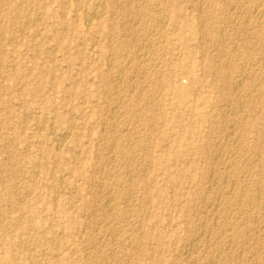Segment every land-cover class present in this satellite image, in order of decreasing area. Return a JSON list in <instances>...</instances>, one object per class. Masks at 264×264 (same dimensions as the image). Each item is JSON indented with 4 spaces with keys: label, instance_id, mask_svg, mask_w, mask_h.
I'll use <instances>...</instances> for the list:
<instances>
[{
    "label": "rangeland",
    "instance_id": "1",
    "mask_svg": "<svg viewBox=\"0 0 264 264\" xmlns=\"http://www.w3.org/2000/svg\"><path fill=\"white\" fill-rule=\"evenodd\" d=\"M165 1L0 0V264H264V0Z\"/></svg>",
    "mask_w": 264,
    "mask_h": 264
},
{
    "label": "bare ground",
    "instance_id": "2",
    "mask_svg": "<svg viewBox=\"0 0 264 264\" xmlns=\"http://www.w3.org/2000/svg\"><path fill=\"white\" fill-rule=\"evenodd\" d=\"M100 1V0H99ZM118 1V0H117ZM165 1V0H164ZM168 2V1H167ZM105 3V2H104ZM165 3H166V1H165ZM174 3V2H173ZM159 4V3H158ZM228 4V3H227ZM150 5V4H149ZM258 5V4H257ZM163 7V6H162ZM103 10H105V9H103ZM199 10V9H198ZM106 12V11H105ZM103 13V12H102ZM94 14H96V13H94ZM147 14H148V12H147ZM164 14V13H163ZM200 14V13H199ZM165 15V14H164ZM263 15V14H262ZM252 16V15H251ZM264 16V15H263ZM99 17V16H98ZM249 17H250V15H249ZM90 18V17H89ZM93 18V17H92ZM182 18V17H181ZM248 18V17H247ZM264 18V17H263ZM94 19V18H93ZM96 19H97V17H96ZM113 19V18H112ZM147 19V18H146ZM156 19V18H155ZM89 21V20H88ZM159 21V20H158ZM150 22V21H149ZM90 23V22H89ZM158 23V22H157ZM164 23V22H163ZM167 23V22H166ZM203 23V22H202ZM88 24V23H87ZM158 25V24H157ZM134 26V25H133ZM124 28V27H123ZM130 28V27H129ZM145 28V27H144ZM133 29V28H132ZM176 29V28H175ZM130 30V29H129ZM137 29H135V31H136ZM142 30V29H141ZM128 31V30H127ZM131 31V30H130ZM138 31V30H137ZM155 31V30H154ZM162 31V30H161ZM129 32V31H128ZM143 33V32H142ZM222 33V32H221ZM133 34H135V33H133ZM206 34V33H205ZM254 34V33H253ZM211 35V34H210ZM261 35V34H260ZM137 37V36H136ZM208 37H210V36H208ZM207 37V38H208ZM139 39V38H138ZM212 39V38H211ZM251 39V38H250ZM136 40V39H135ZM201 40V39H200ZM213 40V39H212ZM148 41V40H147ZM150 41V40H149ZM151 42V41H150ZM219 42V41H218ZM150 45V44H149ZM252 45V44H251ZM249 46H250V44H249ZM148 48V47H147ZM140 49V48H139ZM262 51H263V49H262ZM147 55V54H146ZM220 55V54H219ZM231 56V55H230ZM227 57V56H226ZM229 59H230V57H229ZM251 61V60H250ZM220 62V61H219ZM229 62V61H228ZM227 62V63H228ZM227 65V64H226ZM121 69V68H120ZM122 71V70H121ZM244 72V71H243ZM175 74V73H174ZM117 76V75H116ZM122 78V77H121ZM119 79V78H118ZM243 79V78H242ZM120 82V81H119ZM242 82V81H241ZM240 83V82H239ZM227 85V84H226ZM239 86V85H238ZM237 87V86H236ZM158 88V87H157ZM251 89V88H250ZM114 90V89H113ZM151 93V92H150ZM260 101V100H259ZM231 102V101H230ZM229 102V103H230ZM237 107V106H236ZM235 107V108H236ZM237 109V108H236ZM234 112V111H233ZM55 119V118H54ZM57 120V119H56ZM54 123V122H53ZM147 123V122H146ZM52 128V127H51ZM55 130H57V129H55ZM250 130V129H249ZM52 131H54V129L52 130ZM53 133V132H52ZM59 133V132H58ZM58 133H56L55 132V134H53L52 135V142L54 143V144H58V147L59 146H61L62 145V143H63V139H62V136H60V134H58ZM62 133V132H61ZM70 133V132H69ZM246 134V133H245ZM241 135V134H240ZM243 135V134H242ZM64 136H66V135H64ZM64 136H63V138H64ZM117 136V135H116ZM185 136V135H184ZM238 136V135H237ZM66 139V138H65ZM138 142V141H137ZM113 143V142H112ZM256 143V142H255ZM114 144V143H113ZM223 145V144H222ZM112 146V145H111ZM114 146V145H113ZM57 147V148H58ZM56 148V149H57ZM116 151V150H115ZM150 153V152H149ZM33 159V158H32ZM101 161V160H100ZM213 169V168H212ZM230 172V171H229ZM20 173V172H19ZM62 179V178H61ZM226 180V179H225ZM119 182V181H118ZM73 185V184H72ZM75 187V186H74ZM212 187V186H211ZM208 188V187H207ZM77 189V188H76ZM222 191V190H221ZM222 193V192H221ZM215 199V198H214ZM219 200V199H218ZM208 201V200H207ZM241 201V200H240ZM109 202V201H108ZM107 202V203H108ZM264 203V202H263ZM106 205H108V204H106ZM259 206V205H258ZM261 206V205H260ZM113 208V207H112ZM221 212V211H220ZM206 215V214H205ZM208 215V214H207ZM211 216V215H210ZM254 217V216H253ZM204 221V220H203ZM202 221V222H203ZM201 222V223H202ZM216 222V221H215ZM221 222V221H220ZM223 222V221H222ZM247 222V221H246ZM216 224V223H215ZM260 224V223H259ZM214 225V224H213ZM202 226V225H201ZM203 226H205V225H203ZM237 227V226H236ZM224 228V227H223ZM240 228V227H239ZM213 230V229H212ZM231 230V229H230ZM201 234H203V233H201ZM224 235V234H223ZM207 236V235H206ZM1 237V236H0ZM130 237V236H129ZM199 237V236H198ZM245 237V236H244ZM244 239V238H243ZM1 241V240H0ZM202 243V242H201ZM231 243V242H230ZM211 246V245H210ZM225 249V248H224ZM191 250V249H190ZM221 250V249H220ZM242 250H243V248H242ZM212 251V250H211ZM230 251V250H229ZM190 252V251H189ZM256 253V252H255ZM231 255V254H230ZM228 256V255H227ZM212 258V257H211ZM210 258V259H211ZM222 258V257H221ZM234 258V257H233ZM239 258V257H238ZM238 258H236V259H238ZM251 258V257H250ZM250 260V259H249ZM210 262V261H209ZM225 262V261H224ZM234 262V261H233ZM237 262V261H236ZM248 264V263H247Z\"/></svg>",
    "mask_w": 264,
    "mask_h": 264
}]
</instances>
